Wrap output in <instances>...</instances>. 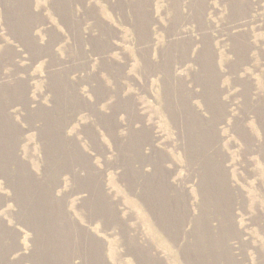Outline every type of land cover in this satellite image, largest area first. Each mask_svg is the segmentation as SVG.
Masks as SVG:
<instances>
[{
    "label": "rangeland",
    "instance_id": "1",
    "mask_svg": "<svg viewBox=\"0 0 264 264\" xmlns=\"http://www.w3.org/2000/svg\"><path fill=\"white\" fill-rule=\"evenodd\" d=\"M0 264H264V0H0Z\"/></svg>",
    "mask_w": 264,
    "mask_h": 264
},
{
    "label": "bare ground",
    "instance_id": "2",
    "mask_svg": "<svg viewBox=\"0 0 264 264\" xmlns=\"http://www.w3.org/2000/svg\"><path fill=\"white\" fill-rule=\"evenodd\" d=\"M173 112H174V111H173ZM173 112H172V113H173ZM174 113H175V112H174Z\"/></svg>",
    "mask_w": 264,
    "mask_h": 264
}]
</instances>
